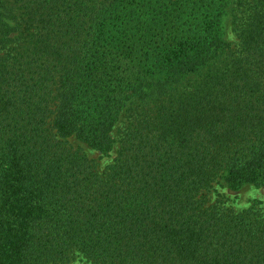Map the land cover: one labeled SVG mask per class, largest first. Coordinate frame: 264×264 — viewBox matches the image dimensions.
<instances>
[{"label": "trees", "instance_id": "1", "mask_svg": "<svg viewBox=\"0 0 264 264\" xmlns=\"http://www.w3.org/2000/svg\"><path fill=\"white\" fill-rule=\"evenodd\" d=\"M214 184L264 186V0H0V264H264Z\"/></svg>", "mask_w": 264, "mask_h": 264}, {"label": "rangeland", "instance_id": "2", "mask_svg": "<svg viewBox=\"0 0 264 264\" xmlns=\"http://www.w3.org/2000/svg\"><path fill=\"white\" fill-rule=\"evenodd\" d=\"M222 39L226 41H235L233 27L230 23V16H225L223 20ZM75 143V141H74ZM82 150L91 159H96L99 153L83 147ZM113 156V152L110 151L107 155L96 159L98 161V167L101 168L104 164L109 162ZM214 191L210 190L207 194L208 202L216 200L221 205L228 207L232 211H240L250 206L264 207V186H254L252 184H243L235 190H230L225 187H218L214 184ZM65 264H90L89 261L80 255L74 254L69 262Z\"/></svg>", "mask_w": 264, "mask_h": 264}]
</instances>
